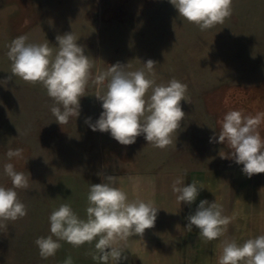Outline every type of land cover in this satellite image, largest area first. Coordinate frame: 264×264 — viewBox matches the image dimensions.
I'll use <instances>...</instances> for the list:
<instances>
[{
	"label": "rangeland",
	"instance_id": "374dc122",
	"mask_svg": "<svg viewBox=\"0 0 264 264\" xmlns=\"http://www.w3.org/2000/svg\"><path fill=\"white\" fill-rule=\"evenodd\" d=\"M71 32L92 59L93 75L117 63L134 71L151 59L158 84L175 78L187 85L190 103L181 101L185 118L172 146L154 148L143 136L125 146L109 132L92 131L85 120L90 117L94 123L103 111L95 96L103 93L102 85L90 83L80 99V115L60 125L51 112L54 101L42 85L8 78L7 45L14 38L48 40L55 49L56 37ZM228 109L245 115L264 112V0H233L224 24L204 31L179 17L169 0H0V185L12 186L4 174L6 163L29 177V187L17 189L27 216L0 229V264H63L68 256L73 264H96L95 241L80 247L60 241L62 247L47 260L34 241L50 235L49 215L61 204L86 218L90 185L107 175L117 177L120 188L138 179L133 189L153 193L155 203L162 194L172 195L171 206L166 201L159 208L174 221L175 214H182V249L171 250L175 264H218L226 234L205 241L195 226L191 232L186 229V217L201 200L211 203V192L224 214L228 191L237 195L248 188L250 194L243 165L219 156L220 151L230 153L225 144L210 143ZM259 131L264 138V121ZM9 149H23L22 158L10 160ZM253 177L264 180V173ZM177 178L204 187L191 206L177 202L172 191ZM254 194L262 196L264 187Z\"/></svg>",
	"mask_w": 264,
	"mask_h": 264
},
{
	"label": "clouds",
	"instance_id": "9594fccd",
	"mask_svg": "<svg viewBox=\"0 0 264 264\" xmlns=\"http://www.w3.org/2000/svg\"><path fill=\"white\" fill-rule=\"evenodd\" d=\"M179 17L197 25L201 31L224 24L232 14L233 0H169ZM58 46L30 43L26 35L14 38L8 47L11 75L29 84H40L54 101L51 108L55 121L67 124L70 118L80 115V99L86 95L89 84L102 85L103 93L97 92L102 101L99 118L85 123L92 131L109 132L121 145H132L143 136L147 145L165 149L173 145L185 118L181 101L190 103L187 85L172 78L167 83H157L156 62L149 59L144 67L134 71L125 70L119 63L106 71L93 75L94 63L85 55L84 47L71 32L56 37ZM264 112L245 115L240 110L228 111L220 121V131L210 137V143L225 144L230 153L219 152L222 159L234 160L243 165L242 172L248 178L264 173V138L259 131ZM218 137V139H217ZM177 138V135H176ZM23 149H9L6 153L22 158ZM4 174L11 187L0 185V229L8 221L27 216V207L18 197L17 189L29 187V177L18 172L12 163L4 165ZM118 178L104 176L101 183L91 184L88 194L86 218H80L72 207L61 204L49 215L50 235L38 237L34 243L42 259L54 257L62 247L60 241L80 247L95 241L92 259L100 264H120L126 260V245L133 236L143 237L145 230L155 226L159 208L151 200L129 198L128 192L117 187ZM198 181L185 184L183 178L172 183L177 202L191 206L200 190ZM186 229H199L205 241L224 237L234 217L224 214L223 206L216 201L201 200L195 212L186 217ZM218 264H264V235L245 240L242 244L234 239H224ZM63 264H73L68 256Z\"/></svg>",
	"mask_w": 264,
	"mask_h": 264
},
{
	"label": "crops",
	"instance_id": "0c3cea01",
	"mask_svg": "<svg viewBox=\"0 0 264 264\" xmlns=\"http://www.w3.org/2000/svg\"><path fill=\"white\" fill-rule=\"evenodd\" d=\"M122 181L125 180L122 179ZM136 181L139 180L137 179ZM136 181L134 183L130 182L131 186L124 182L125 188L122 189L128 192L129 198L154 201L157 208L166 201H168L166 205L171 206L172 200L174 199L170 193L162 194L161 201L158 199L159 203H155L156 198L153 193L144 195L139 191L140 188H137V192L136 189H133V186H136L138 183ZM247 181L249 182L248 184L245 183V186H250V194L245 191L248 188H242L238 193L239 195L236 193L238 196L234 192L228 191L226 197L227 205L225 215L234 217L228 225L226 239H234L239 244H242L249 238L264 235V194L262 196L260 194H254L261 188L263 189L264 180H260V177L252 176ZM211 198V202L216 201V197L212 192ZM236 204L239 207L237 210L235 208ZM236 216L238 219H236ZM171 217V213L158 210L155 226L146 229L142 238L133 236L129 239L124 252L127 259L122 260L120 264H175V252L172 253L171 250L182 249V214L179 217L175 214L174 219L175 221L177 220V225ZM161 249L169 250L170 252L167 255L160 252ZM94 262L100 264L99 261ZM109 264H112V262L110 261Z\"/></svg>",
	"mask_w": 264,
	"mask_h": 264
},
{
	"label": "trees",
	"instance_id": "16d2710c",
	"mask_svg": "<svg viewBox=\"0 0 264 264\" xmlns=\"http://www.w3.org/2000/svg\"><path fill=\"white\" fill-rule=\"evenodd\" d=\"M230 108H232V107H230ZM230 110H234V109H228V111H230ZM228 111H227V112H228ZM253 116H254V114H253ZM262 122H263V121H262ZM261 125H262V123H261ZM261 125H260V127H261ZM259 129H260V128H259Z\"/></svg>",
	"mask_w": 264,
	"mask_h": 264
}]
</instances>
